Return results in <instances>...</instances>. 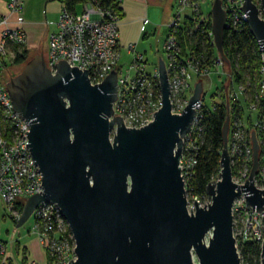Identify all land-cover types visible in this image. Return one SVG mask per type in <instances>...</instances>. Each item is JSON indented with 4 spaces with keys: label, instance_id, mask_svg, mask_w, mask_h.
<instances>
[{
    "label": "water",
    "instance_id": "obj_1",
    "mask_svg": "<svg viewBox=\"0 0 264 264\" xmlns=\"http://www.w3.org/2000/svg\"><path fill=\"white\" fill-rule=\"evenodd\" d=\"M240 11L264 53V0L259 5L242 0ZM226 19L222 1L213 0L211 33L225 63ZM157 76L161 105L153 121L140 129H126L113 116L115 71L91 86L88 71L62 60L52 74L40 54L5 84L13 113L29 126L25 147L41 176V191L26 200L15 227L23 226L38 206L55 205L74 240V260L68 264H195L193 256L197 264H240L233 202L243 193L246 209L264 214V188L256 190L252 180L259 167L254 132L250 177L244 187L231 181L229 115L222 130L220 179L205 191L211 203L199 208L194 202V212L187 211L179 161L202 82L195 84L183 112L175 115L162 60ZM260 250L264 264V242Z\"/></svg>",
    "mask_w": 264,
    "mask_h": 264
},
{
    "label": "built area",
    "instance_id": "obj_2",
    "mask_svg": "<svg viewBox=\"0 0 264 264\" xmlns=\"http://www.w3.org/2000/svg\"><path fill=\"white\" fill-rule=\"evenodd\" d=\"M205 0H181L184 7L192 8L194 17L192 22L198 27L199 4ZM188 3H190L188 5ZM242 0L230 2L226 0L224 10L226 12V28L235 27L246 20V15L240 11ZM259 5V4H258ZM182 8V9H183ZM21 10L20 0H11L9 11L16 14V27L7 28L6 19L1 22L5 26L0 42V69L2 62L7 58L8 46L24 45L25 32L22 29V19L19 16ZM181 12V10H180ZM180 12L173 18L168 26V33L164 44L167 54L166 70L170 87L171 113L180 115L188 103L190 97L186 92L190 90L189 80L191 73L198 78L212 73L211 70H219L224 61L218 54L214 62V68L205 70L199 65L197 57L187 53V57L180 55L176 33L181 26ZM147 21L144 22V25ZM57 31L50 35L48 42L47 68L55 73V64L64 60L69 67L80 71H88L91 86L100 85L106 77L115 71L117 74V100L112 104L113 116L120 117L126 129H140L148 126L154 119V114L161 105V94L157 73L144 74V63L141 55H135L131 69L137 74L134 77L123 74L117 69L119 61L118 44V19L112 11L95 7L92 4L84 7L83 12L71 13L64 6L60 11L56 23ZM212 37V33H210ZM213 38V37H212ZM261 80L257 83V91L247 94L243 85H239V91L248 98V110L256 113V119L252 122V132L258 136L259 148L261 147V164L253 176V186L256 190L264 188V53L259 51ZM130 50L131 47L129 48ZM227 96L230 97L229 112L239 109L238 94L235 86H232L229 76ZM193 90L189 94L192 95ZM246 93V94H245ZM203 95V93H202ZM203 108L204 103L200 98L195 109V116L191 127L183 138L182 156L179 161L180 177L184 183L186 192L187 211L194 212V202L199 208L207 207L210 203L208 195L196 196L191 194L189 181L193 176L198 155L197 144L203 133ZM0 111L5 122H8V137L0 136V197L8 206L12 217L18 220L20 212L15 208L16 197H29L41 191V176L33 165L30 153L25 147L28 138L29 126L20 120L12 111V106L4 86L0 84ZM242 117L229 120V133L227 139L228 153L230 156L231 181L236 186L245 185L250 177L252 167L251 142L247 139V128L243 125ZM115 132V129L113 133ZM110 135V139L112 138ZM260 149V150H261ZM219 172L212 178L209 184L219 181ZM249 182V181H248ZM240 188V187H239ZM205 196L207 200H205ZM34 216L33 232L40 246L51 258L52 264H68L74 260V240L71 232L63 219L60 210L51 204L38 206L32 214ZM233 236L238 244L243 242H255L260 249L264 242V214L246 209V199L240 193L233 202ZM29 264H35L29 260ZM12 258L7 254L6 243L0 240V264H12ZM240 264H242L240 260Z\"/></svg>",
    "mask_w": 264,
    "mask_h": 264
},
{
    "label": "trees",
    "instance_id": "obj_3",
    "mask_svg": "<svg viewBox=\"0 0 264 264\" xmlns=\"http://www.w3.org/2000/svg\"><path fill=\"white\" fill-rule=\"evenodd\" d=\"M222 6L226 4V0H221ZM59 2L71 13H78V9L86 4H92L104 10L112 11L118 21L122 18V10L119 7V0H59ZM213 0H208L210 4L209 11L199 8L198 27L186 20L183 27H180L176 33L180 55L187 57V53L198 58L199 65L205 70L214 68V62L218 56V52L214 46L211 33V6ZM255 5L259 4V0H252ZM205 11V13H203ZM9 51L13 53L10 66H19L25 64L32 59L28 56V51L24 45L9 46ZM223 54L226 59L224 65H228L232 86L243 85L247 94H254L257 91L256 85L261 80L259 73L260 55L256 41L250 33L246 23H238L235 27L229 26L223 31L222 40ZM8 59V56L7 58ZM6 59L2 62L3 68L7 66ZM227 85L221 83L215 89H212L210 95L211 105H206L205 94L203 89L202 100L203 108V133L198 146V155L196 157V165L193 169V176L189 181L191 194L196 196H204L206 187L212 178H215L220 169V156L223 147L222 130L227 115V104L230 106V100L227 96ZM159 91V88H157ZM245 93V94H246ZM244 95V94H243ZM244 101L248 103V98L244 95ZM242 99L239 103L238 114L243 118L244 108H248V104ZM231 116V113L229 114ZM252 114L247 117L246 123L251 126ZM256 117V115H255ZM9 123L5 122L0 111V136L8 137ZM261 156L259 154V162L261 164ZM20 214L22 206L17 209ZM238 251L241 255L242 264H260V247L255 242H243L238 244ZM49 257V256H48ZM51 259V258H50ZM48 259V260H50Z\"/></svg>",
    "mask_w": 264,
    "mask_h": 264
},
{
    "label": "rangeland",
    "instance_id": "obj_4",
    "mask_svg": "<svg viewBox=\"0 0 264 264\" xmlns=\"http://www.w3.org/2000/svg\"><path fill=\"white\" fill-rule=\"evenodd\" d=\"M149 1V13H147V20H148V25L145 27V34H147V38L144 41H140L139 49H138V55L142 54L145 59L148 60V65L144 68V73L149 74L152 72V70L158 66L159 58L162 57V59H166L167 54L164 50V44L166 41L167 33H168V26L170 23H172L173 18L176 17L178 12H180V27H183L184 23L186 20H190L192 22L194 14L192 11V8L190 7H184L181 3V0H148ZM194 0H191V3ZM190 3H188L189 5ZM88 6V4L85 5V7ZM183 8V9H182ZM199 8L205 9L206 12L209 11L210 4L208 3V0L203 1L201 4H199ZM84 7H80L78 9V13L82 12ZM203 9V10H204ZM203 11V13H205ZM199 18V16H197ZM193 23V22H192ZM194 24V23H193ZM179 27V28H180ZM38 53L42 54L45 61L47 60L48 56V48L47 45L43 44L42 46L40 45L38 48ZM33 53H28L29 57H32ZM218 57V56H217ZM13 58V53L8 56L7 59V66L4 68L0 69V83L5 86V84L8 82V80L12 77L17 76L24 68V64H21L19 66H10L9 63ZM126 56L125 53L121 56V63H125L127 67L129 63H132L133 58ZM122 66L121 71L125 75L127 71V67ZM130 72H132V75H134L135 71L129 69ZM212 73L202 76V77H197L193 73H191V80H189V85H190V90H193L194 86L198 82H202V87L204 89L205 94V102L206 105L210 106L211 105V100H210V95L212 93V89L214 90L215 87L223 83V85H228L229 82V67L228 65H222L220 69L217 70H211ZM190 90L186 92V96L190 97ZM235 90L238 94V101L242 103V99L244 101V95L239 91L238 87H235ZM203 95H201L202 98ZM230 101V97L228 98ZM203 101V100H202ZM245 102V101H244ZM204 103V102H203ZM246 103V102H245ZM248 103H246L247 105ZM242 105H244L242 103ZM245 106V105H244ZM248 106V105H247ZM244 108V115L243 119L244 121L242 122L243 125L246 126L247 128V139L249 142H251V132L253 129L252 122L251 126L246 123L247 117L252 114V120L255 121L256 113H250L248 108ZM240 109V108H239ZM239 109H234V111H230L231 116L229 115V118L231 119L238 118L239 114L238 111ZM230 125V124H229ZM229 133V130H228ZM256 136V135H255ZM228 139V135H227ZM258 140V136L256 137ZM252 148V144H251ZM261 147L259 148V154L261 153L262 149ZM260 159V158H259ZM207 195V194H206ZM26 198L24 197H16L14 200L15 203V209L17 210L18 207L23 206L26 202ZM188 200V199H187ZM205 200H207V197L205 196ZM18 211V210H17ZM34 216L31 215V217L26 221V223L17 228L15 227L17 225V220H15L11 212L8 208V206L3 202V200L0 197V240L2 242H5L7 245V253L10 254V252L14 255V264H23L22 262V257L20 258L18 252H17V246L16 242H20L21 244L23 243V236L29 235V236H34L33 232V227H34ZM234 237V236H233ZM29 238V237H28ZM21 239V240H20ZM235 239V238H234ZM11 254V255H12ZM50 259V257H48ZM240 260H241V255H240ZM193 261L195 264H197V259L195 256H193ZM242 262V260H241ZM49 264H52L51 259L49 260Z\"/></svg>",
    "mask_w": 264,
    "mask_h": 264
},
{
    "label": "crops",
    "instance_id": "obj_5",
    "mask_svg": "<svg viewBox=\"0 0 264 264\" xmlns=\"http://www.w3.org/2000/svg\"><path fill=\"white\" fill-rule=\"evenodd\" d=\"M10 2L11 0H0V42L2 33L5 30V26L1 24L3 19H6L7 28L16 27V14L9 11ZM119 3L123 16L118 21L119 61L117 69L123 73L121 71L122 66H126L124 65L125 63H121V56L123 53H125L128 58H133L134 61L135 55H138L137 51L140 41H144L148 37L147 34H145V27L148 25L147 13H149V1L119 0ZM20 4L21 10L19 11V16L23 21L22 29L25 32L24 46L28 53H33L32 57H34L40 55V53L37 52L40 45L42 46L45 44L48 48L49 37L57 31L56 23L63 6L59 0H20ZM83 7H85V5ZM145 21H147L146 25H144ZM130 47L132 50L129 49ZM7 52V56L12 54L9 48H7ZM139 55L142 56V61L146 67V65H148V60L145 59L142 54ZM159 60H162L166 66L168 61L167 57L165 60L160 57ZM133 61L128 64L130 65L129 67L126 66L127 71L125 72L131 77L137 74L134 70L135 73L132 75V72L129 70L132 67ZM5 62H7V59ZM155 73H157V66L147 75H153ZM21 239H23V243L16 242V249L20 258L22 257L23 264H29V260L34 261L35 264H49L48 256L38 243L35 235L32 237L24 235ZM7 254L14 260V255L11 252ZM12 264H14V262Z\"/></svg>",
    "mask_w": 264,
    "mask_h": 264
},
{
    "label": "clouds",
    "instance_id": "obj_6",
    "mask_svg": "<svg viewBox=\"0 0 264 264\" xmlns=\"http://www.w3.org/2000/svg\"><path fill=\"white\" fill-rule=\"evenodd\" d=\"M46 62V61H45Z\"/></svg>",
    "mask_w": 264,
    "mask_h": 264
}]
</instances>
